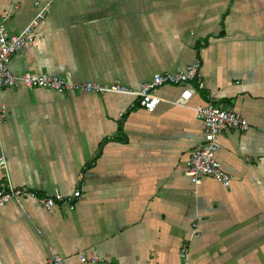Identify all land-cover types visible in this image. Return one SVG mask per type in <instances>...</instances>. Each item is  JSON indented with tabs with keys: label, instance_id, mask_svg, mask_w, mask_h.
Masks as SVG:
<instances>
[{
	"label": "crops",
	"instance_id": "crops-1",
	"mask_svg": "<svg viewBox=\"0 0 264 264\" xmlns=\"http://www.w3.org/2000/svg\"><path fill=\"white\" fill-rule=\"evenodd\" d=\"M37 2L49 9L14 75L137 90L199 60L203 87L164 86L153 112L129 94L0 88V183L36 194L0 207V264H80L81 251L106 264H264V0H0V21L20 32ZM210 102L249 124L218 138L228 188L185 175L204 137L194 109ZM75 191L72 208L42 201Z\"/></svg>",
	"mask_w": 264,
	"mask_h": 264
},
{
	"label": "built area",
	"instance_id": "built-area-1",
	"mask_svg": "<svg viewBox=\"0 0 264 264\" xmlns=\"http://www.w3.org/2000/svg\"><path fill=\"white\" fill-rule=\"evenodd\" d=\"M39 7L36 16L18 33H10L3 21H0V88L15 87L22 84L28 88H45L57 92L80 91L87 93H122L133 95L137 98V104L148 112H153L161 103L162 98L157 94L164 86H185L196 82L199 88L203 87L200 78L201 62L199 60L188 65L185 70L157 74L151 80L142 83L137 90H133L120 81L111 83L83 82L73 83L60 75H49L46 73H24L16 76L9 69L10 59L13 54L24 46L33 44L34 33L41 21L45 18L49 5ZM179 104V101L176 102ZM196 118L203 124L204 137L202 142L189 155L185 163V175L194 185H199L204 178H210L223 188L231 185V176L226 173L217 159L219 150L218 138L224 129L244 131L249 127L247 119L235 111L232 107L216 104L214 102L200 105L194 109ZM0 165L7 174L6 160L0 157ZM81 196L75 191L71 196H45L44 206L53 209L57 203L73 207V200ZM36 194L28 188L14 186L6 177L0 183V207L10 202L22 205L25 199L35 198ZM196 226V225H194ZM187 248L181 249L180 256L186 257ZM80 264H106L95 254H88L86 251L78 253ZM48 264H67L66 260L55 255Z\"/></svg>",
	"mask_w": 264,
	"mask_h": 264
}]
</instances>
